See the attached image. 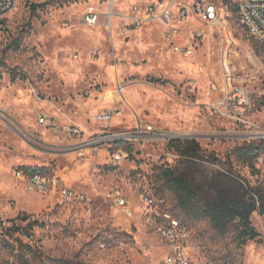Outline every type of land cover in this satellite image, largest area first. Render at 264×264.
<instances>
[{
    "label": "rangeland",
    "instance_id": "374dc122",
    "mask_svg": "<svg viewBox=\"0 0 264 264\" xmlns=\"http://www.w3.org/2000/svg\"><path fill=\"white\" fill-rule=\"evenodd\" d=\"M140 1L19 0L7 19L0 37V264H162L164 242L139 208L128 217L106 195L120 188L137 206L139 188L156 191L160 166L188 175L202 201L241 184L264 192V166L246 164L235 152L264 140V49L240 24L237 6L224 62L226 44L218 36L184 57L159 23L131 26L127 15ZM90 5L100 12L95 26L83 22ZM228 72L247 93L240 107L226 96ZM107 109L117 114L99 122ZM41 115L77 126L81 135L56 133L39 122ZM139 120L167 133V141L108 142L97 156L74 150L93 135L134 132ZM174 139L196 140L201 157L183 164L169 146ZM121 149L130 156L114 165L112 152ZM22 167L45 168L49 191L31 190ZM64 189L74 192L72 199ZM164 198L181 219L173 196ZM22 213L38 224L27 234H9ZM251 219L260 236L245 244L234 228L219 236L206 222L193 226L201 246L197 264H264V216L256 210Z\"/></svg>",
    "mask_w": 264,
    "mask_h": 264
},
{
    "label": "built area",
    "instance_id": "2783aa9c",
    "mask_svg": "<svg viewBox=\"0 0 264 264\" xmlns=\"http://www.w3.org/2000/svg\"><path fill=\"white\" fill-rule=\"evenodd\" d=\"M18 1L0 0V37L4 32L5 23L16 9ZM233 6H237L240 24L264 49V0H239L235 5L229 0H188V2L183 0H141L131 6L127 17L131 21L130 25L134 27H141L152 21L159 23L163 29V36L171 42L173 51L184 57L192 56L206 37L218 36L221 44L224 42L226 44L224 52V62H226L234 42L228 23ZM99 20V10L90 5L83 15V22L88 26H95ZM178 39L187 42L185 44L176 43ZM233 80L232 73L228 72L224 79L226 96L231 101L238 103L240 107L246 102L247 93L245 90L235 87ZM115 114H117V110L107 109L97 115V120L107 123ZM39 122L56 133L62 132L70 136L81 135L77 126L59 125L45 115L39 117ZM168 137L169 135L164 131L155 129L139 120L134 132H109L93 135L78 141L73 147L81 156H84L86 151L87 154L97 156L108 142L135 140L142 144L151 139L167 141ZM129 156L130 151L125 149L112 152V163L120 165ZM255 160L257 165L264 166V148ZM28 177L31 190L43 194L49 191L50 179L47 174L34 173ZM62 194L67 199H72L74 196V192L70 189H64ZM106 195L107 199L128 217L133 216L136 207L139 208L140 215L145 219L149 229L158 234L164 242L166 254L162 264L198 263L200 245L193 238L190 228L167 207L163 197L152 190L139 188L137 192L138 204L135 206L120 188L112 189ZM25 222L33 225L38 224V221H34L33 216L29 215L26 220L16 218L10 227H21V224ZM23 231L18 233L24 234ZM105 246L104 243L102 247Z\"/></svg>",
    "mask_w": 264,
    "mask_h": 264
},
{
    "label": "trees",
    "instance_id": "16d2710c",
    "mask_svg": "<svg viewBox=\"0 0 264 264\" xmlns=\"http://www.w3.org/2000/svg\"><path fill=\"white\" fill-rule=\"evenodd\" d=\"M169 146L182 156L184 159L183 164L200 158L203 152L202 147L196 140L180 141L174 139L170 141ZM263 148L264 140L257 143H243L235 149V152L246 164L255 167V159ZM45 170V168L22 167L19 171L31 175L34 173L44 174ZM156 181L158 182L156 194L163 198L166 193L173 196L174 208L180 212L181 220L190 228L197 242H199L198 234L194 231L193 226L200 222H206L211 231L219 236H225L234 228L240 244H245L247 241L260 236V233L252 224L251 216L256 210L264 216L263 191L241 184L238 190L220 189L213 199L202 201L192 187L188 175H185V173L179 174L176 167L169 166L158 167ZM28 217L29 215L22 213L17 216V219L26 220ZM11 221L14 222V219ZM32 225L29 223L24 229L23 227H8L7 229L10 231L9 234L22 232V230L25 231H23L24 234H27ZM198 244L200 245V243ZM60 264L92 263L82 260L61 259Z\"/></svg>",
    "mask_w": 264,
    "mask_h": 264
}]
</instances>
